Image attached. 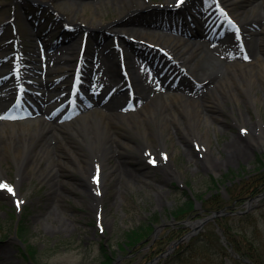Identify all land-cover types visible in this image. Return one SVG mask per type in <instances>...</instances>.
I'll return each instance as SVG.
<instances>
[{
	"label": "rangeland",
	"instance_id": "rangeland-1",
	"mask_svg": "<svg viewBox=\"0 0 264 264\" xmlns=\"http://www.w3.org/2000/svg\"><path fill=\"white\" fill-rule=\"evenodd\" d=\"M13 1L15 0H0V9L6 4L10 8L7 13L9 18L5 39L11 38L13 41L16 38L11 19L15 16L21 35L19 40L26 51L34 44L32 29L20 9L21 5H14ZM153 2L164 3L162 0ZM187 4L190 5L191 1L189 0ZM244 4L248 8L253 6L250 1H244ZM27 8L31 14L30 6L27 5ZM97 8L109 10L102 16L105 20L115 19L116 13L111 9L110 0L102 1ZM240 10L239 15L247 12L245 9ZM34 11L40 12L37 8H33L32 12ZM149 18L153 19L155 16L149 11L142 13L140 10L124 16V20L134 22L131 24L132 28L127 30V35L134 37L135 24L145 23ZM67 23L74 25L75 21L69 20ZM52 25L49 21L42 29L51 30ZM115 26L120 25L111 22L110 28L105 31L108 34L114 33L112 27ZM54 34L57 35L58 32ZM91 37L94 38L90 35ZM107 37L108 35L101 34L98 41L106 43ZM6 43L5 40H1L0 48ZM108 46L112 48L113 41ZM115 59L118 62V54ZM158 61L156 60L157 64ZM141 66L139 63V71L142 70ZM146 71L152 76H147L150 80L145 78L143 81L159 88L162 85L160 79L147 67ZM224 87L226 89H223ZM233 88L234 85L228 82L223 87L215 89L214 92L219 96L221 104L214 103L207 107L211 109L212 117L214 115L215 117L211 124L212 143L204 154L210 150V158L219 162L221 164L219 167L212 169L202 163L203 157L198 155L199 149L193 140L199 138L191 135L189 139L180 134L177 123H174L177 125L176 128L172 129L176 134L175 140H178L175 146L177 151L173 159L166 162L179 169L178 177L170 178L163 172L162 167L151 166L146 157L139 158V152L131 146L124 145L125 150L121 148L112 150L109 161L115 167L114 174L105 178L101 186L102 230L96 224L95 215L99 202L93 203L88 196L90 191L86 185L87 175L78 168L72 157L63 152L59 143L56 146L54 138L48 142H52L51 146L56 154H53L54 158L58 160L60 156V161L58 164H47L48 158H45L39 168L55 176H42L40 169L35 167L32 174L27 172L28 176L17 183L16 170H22L24 167L19 169L16 163L7 158L2 162L5 167V178L12 183L11 185L14 183L17 185L18 194L22 196V204L18 208L12 195L0 189V264H105L101 251L102 244L110 249L115 264H147L152 255L167 248L174 239L188 233L192 229L191 222L197 220H203L202 226L192 237L203 234H206L207 238L211 235L221 237V233L226 236V225L243 228L241 233L248 236L257 231L264 236V140L249 149V155L243 158H234L231 148L226 146L232 139L234 131L241 133L245 139L244 145H251L247 135L257 127L256 120L259 119L264 127V100H256L255 104H248L247 107L241 106L246 116L248 113L246 122H241L236 119L238 117L235 114L236 103L228 93L229 90H234ZM262 90L257 89L256 93L261 92L263 95L261 98L264 99ZM214 126L223 129L218 132ZM241 126L246 128L247 135ZM118 132L121 139L130 142L129 144L139 142L140 137L135 132L129 130ZM186 140L195 150V158L200 161L188 155L184 145ZM37 142L41 144L42 139ZM119 142L122 143L120 140ZM69 143L84 162V155L88 154L85 144L77 137L70 138ZM165 148L170 154L169 142ZM152 151L157 157L158 150ZM226 157H230L231 160L226 161ZM101 166L104 171V165ZM91 193L95 194L92 189ZM189 197L195 200V206L190 211L179 212L180 205ZM214 198L224 200L225 212L243 210L247 205L249 211L240 216L224 214L212 217L211 211L214 209H211L210 201ZM146 235L148 240L135 246L134 240L141 237L138 240L141 241ZM182 244L178 243L176 251L180 250ZM261 252L264 255V250ZM229 262L230 260H227L228 264Z\"/></svg>",
	"mask_w": 264,
	"mask_h": 264
},
{
	"label": "bare ground",
	"instance_id": "bare-ground-1",
	"mask_svg": "<svg viewBox=\"0 0 264 264\" xmlns=\"http://www.w3.org/2000/svg\"><path fill=\"white\" fill-rule=\"evenodd\" d=\"M29 1L37 2L42 10V15L50 9L56 12L55 15L53 14V16L56 17H54L55 28H53L52 31H60L64 21H75L74 25L76 30L72 32V48L75 49L76 45L81 48L80 45L83 32L85 30L89 31L90 35L95 38L89 37L90 47L93 48V44H96V47L98 46L97 51H100L98 53V58L91 62L97 61L102 63L105 61L106 74L110 75L112 81L103 83L100 80H96L99 82L100 89H102L103 92L99 97L93 96V98H95L100 105L89 99V96H79L80 99H84V102L89 104L92 108L83 106L81 102L77 103L79 110L75 118L69 122H63L65 120L59 121L60 119L53 121L35 117L25 119L23 113L16 114V117L21 118L18 120H13L12 117L5 121L0 120V178L5 184L8 179L5 178V167L2 165V162L7 158H10L12 162L16 163L19 169H21L22 166L24 167L22 170H16L17 183L28 176L26 175L27 172L32 174L31 172L37 167H41L45 158H48L46 160L47 164H58L61 157L58 156V160L54 158L56 154H54V148L51 146L52 142H48V140L54 138L56 140V146L59 143L63 152L72 157L75 163L77 162L78 168L87 175L86 185L87 189L90 191L88 195L90 200L93 203L95 201H102V195L99 198L96 196V198L91 193L92 187H97L93 185L91 177L93 175L94 165H104L105 167L104 171L100 169L101 186L105 178H109L111 174H114L113 169H115V167L110 164L109 161L112 150H117L119 148L124 149V145L131 146L139 152V158L143 159L145 158L143 155V150L145 148L156 149L158 151L167 150L165 147L169 142L171 145V152L170 154L168 152V160L171 161L177 151L175 146L178 143V140H175L174 136L176 134L172 131V129L177 126L174 123L178 124V131L180 134L189 139L191 135H194L199 138V142L204 144L208 149L212 143L211 124L215 115L212 117L210 114L211 109L207 107L212 106L214 103L221 104L219 96L214 92L215 89L223 87L225 84H228V82L234 85V90H229L228 93L236 103L237 108L235 114L238 116L236 119H239L241 122H246L248 119V113L246 116L241 106L247 107L248 104H255L256 100H264L263 97L261 98V96H263L261 92L256 93L257 89H263L262 91H264V0H247L250 1V4H253L251 8L245 6L244 1L246 0H221L225 4L234 5L235 13L238 15L240 23L242 22V31L245 33L243 35L244 39L246 38L247 44L249 45L248 49L251 52V58H245L242 54L240 55L237 48L235 54L238 56L236 60L228 65H222L216 62L211 56H200L199 52L196 51L201 49L200 44H202V48L215 49L217 46L215 41L213 42L211 39H205L202 42H198L197 40L194 41V37L202 36L205 38H215L216 35L212 34L210 36L207 30L210 29L213 24H224L221 13L214 8L211 0H198L199 5L195 1H192L191 12L193 13L195 9V12L201 15V17H195L196 20H193L195 22V27L190 26L191 21L188 22L189 19H183L188 24L182 23L181 28L172 25L169 21V16L172 14L171 10H173V8L170 7L169 9L166 5H174V2H176L175 0H162L164 2L163 6L153 2V0H110L111 9L116 13L115 19L112 21H107L102 17L109 12L108 9L104 8L101 10L97 8L98 5L105 0H15V3L16 5L19 4L24 7V2L28 5ZM6 9L8 10L7 6L0 10V19L3 23H5L4 20L6 19L4 16ZM20 9L23 11L27 21H29L28 25H30L33 30L39 31L42 23H37L34 19H29V11H24L22 8ZM240 9H245L247 12L244 13V15H239L241 13ZM139 10L142 13L149 11L152 15L158 14L155 16L154 20L149 18L145 23L140 22L142 26L135 24L133 29L135 30V36L138 41H142L143 43H127L125 40L127 46L126 52L130 54V56H135L133 63L129 61L131 64L130 71L133 73L132 77L135 76L133 81L135 94L142 98L138 100V98L135 97L133 102L130 103H135V110H129L123 107L124 105L118 108V105L120 102L123 104L127 103L126 101H128L131 95L130 88L126 86L124 75L122 76L120 73L115 54L108 55L103 52L104 47L98 45L101 43H98L99 41L97 40L96 34L99 31L109 29L111 22H116L120 26L112 27V31H114L117 37H120L119 41L123 43L124 36L122 35L127 33V30L132 28L131 24L134 23L124 20L123 17ZM209 10H212L210 14H208ZM165 16L168 19L167 21L163 19ZM209 17L212 23L207 25ZM254 24H258L261 28H256ZM156 28L177 31L182 35L174 37L171 34L159 32ZM225 33L231 37L232 43H235V41L237 42L235 32L230 26L226 27ZM111 41H113V35H109V37L106 38V45ZM46 42L50 41L46 40ZM152 43L168 49V51L172 53L171 60H163V54H159V52L152 47H144V45L148 46ZM11 45V43L5 44L1 49L12 52L13 49L10 50ZM139 46L141 47L139 48ZM61 50L66 54L64 49L61 48ZM87 51L88 50H86V52ZM4 52L5 51H0V54ZM68 54H70V50ZM21 56L20 53L19 59L22 61L19 60V63L22 65V73L17 77L14 76L16 73L15 71V73H12L13 79H26L27 84L32 85L31 80L33 78L37 81L36 84L38 86L45 87L44 79H42V76L38 77L39 73L37 72V70H43V68L37 66L35 58L28 60V63L32 65L28 67V65L24 64ZM10 57L15 58V53L10 55ZM140 57L150 59L151 61L159 60L160 72L169 69L167 78L164 79L166 82H171L167 90L147 95L154 89V85H148L143 81V79L146 78V74L142 71L139 77L136 67L139 61L141 62ZM82 62L84 65L87 64L84 59ZM4 64L6 65V63ZM72 65L75 66V64H71L70 58H58V63L55 64L53 68H49L50 70L48 74H46L45 81L54 80L55 84H53L47 96H45L46 92H41L43 93V97L48 98L46 99V103H51V107L68 99L71 88H69L67 92V83L70 82L72 78L71 73L74 69L71 68L73 67ZM0 69L4 71L8 70L3 65L0 66ZM18 71H21L20 67H18ZM174 72L176 75L181 76L182 85L179 83L176 84V80L169 78ZM99 73L100 69L96 68L94 74L98 75ZM8 80L9 76L2 79L0 83V100L4 102L13 100L12 93L16 91L12 84L7 82ZM84 82L85 80H83L82 86ZM89 85L88 83V87H90ZM223 89L226 88L224 87ZM66 93L68 95H65ZM94 95L96 94L94 93ZM105 99H108L109 102L102 105ZM138 101H140L139 104ZM76 102L74 98L73 103L76 104ZM27 103L29 106L32 104L31 101ZM31 113L34 114L35 112H32L31 109L24 112L25 115ZM47 113L49 112L47 111ZM256 121L257 123L255 121L253 123H256L257 127L253 131L248 132L249 139H247L251 142V145H244L245 139L241 136V133L234 131L232 139L226 145L228 148H231L230 150L233 152L234 158L248 156L249 149L254 145L257 146L260 141L264 140V127L261 125L259 119ZM214 128L218 132L223 129L217 126H214ZM121 130H129L132 133H137L140 137L139 142L129 144L130 142L121 139L120 133L118 132ZM72 137H77L78 140L86 146V153L88 154L84 155V162L81 161L78 152L70 146L69 140ZM39 139H42L41 144L37 142ZM119 140L122 143H120ZM117 144H122V146ZM38 145L39 147L37 148ZM184 145L188 155L194 157L196 161H200L197 157L195 158V150L190 147L187 140L184 142ZM206 155L204 154L201 159L203 160L202 163L208 168L215 169L221 165L219 162L213 161V159L210 158V150ZM230 160V157H226V161ZM162 169L169 177H178L179 175V169L174 168L171 163H165ZM41 174L42 176H55L53 174L51 175L48 171L44 172L43 169H40V175ZM143 177L145 176L143 175ZM124 185L128 186V184ZM129 185L131 186V183H129ZM12 191L16 192L18 190L15 188Z\"/></svg>",
	"mask_w": 264,
	"mask_h": 264
},
{
	"label": "trees",
	"instance_id": "trees-1",
	"mask_svg": "<svg viewBox=\"0 0 264 264\" xmlns=\"http://www.w3.org/2000/svg\"><path fill=\"white\" fill-rule=\"evenodd\" d=\"M210 204L212 205L211 209L215 210L223 207L225 202L222 198H214L210 201ZM193 206L194 201L189 197L187 201L185 200L180 205L179 212L190 211ZM225 230L229 245H226L218 235L213 237L211 235L209 238L206 237V234L196 235L184 242L179 251L175 249L167 257L160 260L158 264H228L227 260H230L229 264H249L245 261L246 258L252 260L255 264H264V255L261 252L264 250L263 234L258 233L259 231L256 230L257 232L253 233L255 236L253 234V236H248L241 233L243 228H235L232 225H226ZM140 238L134 240L135 243H133L136 245ZM229 246L233 248L235 254L237 253L240 256L236 257L229 250ZM103 256L105 264H113L114 258L105 247Z\"/></svg>",
	"mask_w": 264,
	"mask_h": 264
},
{
	"label": "flooded vegetation",
	"instance_id": "flooded-vegetation-1",
	"mask_svg": "<svg viewBox=\"0 0 264 264\" xmlns=\"http://www.w3.org/2000/svg\"><path fill=\"white\" fill-rule=\"evenodd\" d=\"M165 163H167L166 160L162 163V166H163ZM92 191L95 193L94 196H95V197L97 196L98 198L101 197V195L103 194V191H102V190H92ZM97 197H96V198H97ZM95 202H97V203L99 202V203H98V209H97L96 211L100 212L101 215H102V209H101V206H100V204H101L102 201H95Z\"/></svg>",
	"mask_w": 264,
	"mask_h": 264
},
{
	"label": "water",
	"instance_id": "water-1",
	"mask_svg": "<svg viewBox=\"0 0 264 264\" xmlns=\"http://www.w3.org/2000/svg\"><path fill=\"white\" fill-rule=\"evenodd\" d=\"M217 213H218V212H217ZM217 213H214V214H213V216H215ZM213 216H212V217H213ZM194 232H195V230H194V231H192V232H190V233H188L187 235H185V236H184V238H183V239H186V238L190 237V236H191V234H193Z\"/></svg>",
	"mask_w": 264,
	"mask_h": 264
},
{
	"label": "snow or ice",
	"instance_id": "snow-or-ice-1",
	"mask_svg": "<svg viewBox=\"0 0 264 264\" xmlns=\"http://www.w3.org/2000/svg\"><path fill=\"white\" fill-rule=\"evenodd\" d=\"M7 190H8V191H12V189H11V188H8Z\"/></svg>",
	"mask_w": 264,
	"mask_h": 264
}]
</instances>
